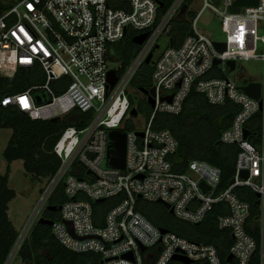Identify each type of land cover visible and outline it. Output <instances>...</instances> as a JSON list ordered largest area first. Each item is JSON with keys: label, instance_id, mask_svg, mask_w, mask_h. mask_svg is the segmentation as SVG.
Segmentation results:
<instances>
[{"label": "built area", "instance_id": "1", "mask_svg": "<svg viewBox=\"0 0 264 264\" xmlns=\"http://www.w3.org/2000/svg\"><path fill=\"white\" fill-rule=\"evenodd\" d=\"M183 1L173 0L159 15L162 0H0V79L13 80L23 70L31 80L17 92L1 91L0 82V106L43 121L75 120L74 112L89 114L82 127L67 125L61 130L53 147L60 164L28 224L36 216L43 217L51 205L49 198L61 186L65 199L55 204L59 213L52 220V235L69 250L97 254L99 264H251L256 251L247 222L251 205L234 189L245 185L258 194L257 220H264V135L262 132L260 146L244 138V129L248 130L257 112L264 124V82L260 99L249 97L228 76L231 71L226 62L234 60L235 66L238 60L264 62V35L257 34L258 26L262 22L264 26V0L243 10L231 9L234 0H219L224 51H217L210 39L193 30L194 34L188 31L172 46V38L167 36L166 46L154 55L159 37L168 35ZM207 6L212 5L203 0L201 8ZM128 30L134 36H146L122 68L121 59L114 56V45ZM258 40L263 42L260 54ZM149 54L150 61L145 62ZM215 58L220 61L217 65H213ZM110 60L119 63L109 67ZM143 63L152 66L150 87L154 88L153 106L135 89L150 106L144 119L129 98L131 80ZM112 69L116 81L110 85L108 71ZM192 90L211 104L229 101L238 106L220 136V141L238 149L234 181L224 189L218 187L220 169L204 160H190L184 171L174 169L177 140L169 129L153 127L157 114L180 113ZM133 108L135 116L130 114ZM110 130L125 133L123 169L107 165ZM245 169L248 178L243 179L239 172ZM201 181L208 190H202ZM137 200H161L174 218L193 225L216 210L215 228L227 230L232 239L227 253L221 256L215 244L170 229L162 232L136 209ZM65 222H70L71 231ZM28 228L20 234L9 258L17 252ZM261 237L264 239L262 228ZM259 264H264L263 251Z\"/></svg>", "mask_w": 264, "mask_h": 264}, {"label": "trees", "instance_id": "2", "mask_svg": "<svg viewBox=\"0 0 264 264\" xmlns=\"http://www.w3.org/2000/svg\"><path fill=\"white\" fill-rule=\"evenodd\" d=\"M172 1L162 0L159 15L168 9ZM231 9L236 10L235 8ZM189 15L195 18L193 12ZM190 28L191 24L188 19L172 20L168 36L172 38L174 44H179ZM133 37L132 31L128 30L123 40L114 45V56L121 59L122 68L129 63L135 50ZM151 71V64L143 63L132 78L131 87L134 89L149 88L151 86ZM0 82L3 84L1 91L17 92L30 85L31 80L25 71L19 70L13 80L2 78ZM136 108L145 112L146 116L150 112V106L144 97L138 98ZM237 111L238 106L232 102L211 104L204 95L192 90L184 100L180 113L157 114L153 120V127L169 129L178 143L177 152L173 158L174 169L184 171L190 160H204L220 169L219 189L228 187L230 179L234 176V160L238 149L235 144H226L220 141V136L230 126ZM74 113L75 120L65 117L52 122L50 120H32L13 107L0 106V127L11 129V135L3 151L5 160L8 163L18 159L22 160L25 172L30 174L33 179L51 177L60 164V159L53 152V147L61 130L67 125L82 127L89 120L87 113ZM260 120L261 113L257 112L247 125L249 130L247 139L257 146L262 143ZM8 172L9 169L0 175V264L6 263L18 238V233L7 214L8 204L15 197L14 189L8 186ZM61 189L60 186L49 198L51 205L59 204L65 199ZM234 192L240 199L251 205V214L247 221L250 225L248 231L256 241V251L251 264H259L260 252H264V239L261 237V228L251 225L256 222L255 219L259 211L255 204L256 193L245 185L235 187ZM155 203L162 209V220L172 219V215L160 203ZM112 204L111 200L110 205ZM141 204L142 201L137 200L136 209L156 226L170 229L192 240L213 243L220 248L221 256H225L227 253V247L231 244L232 239L227 230L219 231L215 228L216 210L198 225L185 222L187 223L185 226H174L169 223V219L165 220V224L157 216H151ZM58 213V209L55 211L45 210L42 216L54 220ZM17 255L28 264H99L100 260L97 254L80 253L67 249L54 238L51 226L39 222L31 226L28 235L17 250Z\"/></svg>", "mask_w": 264, "mask_h": 264}, {"label": "rangeland", "instance_id": "3", "mask_svg": "<svg viewBox=\"0 0 264 264\" xmlns=\"http://www.w3.org/2000/svg\"><path fill=\"white\" fill-rule=\"evenodd\" d=\"M208 2L212 6H207L202 9L201 7L203 0H184L173 15L172 20L188 19L191 24V28H193V30H195L197 33L207 37L211 41H223L225 39V33L221 30V11L223 10L222 3L219 0H208ZM191 12L195 14V18H192V16L189 15ZM263 27L264 26L262 22L261 25L258 26L257 32L260 37L264 35ZM166 39L167 35L164 34L159 37L157 41L158 47L155 48L154 55L157 54V52H159L164 46H166ZM262 47L263 42L258 40L257 54H260L261 51H263ZM137 48L138 45L135 44V49ZM118 63V61L116 62L115 60H110L109 67H116ZM228 76L233 79L237 85H241L245 80L248 79L257 82H264V62L260 59L238 60L235 69L229 72ZM130 92L131 94L129 98L131 100V104L136 106L140 94L137 93L133 87L130 88ZM138 113L143 119L145 118V112L139 109ZM260 123L264 135V124L262 119L260 120ZM10 135V128L0 127V175L4 174L5 171L9 169L8 186L14 189L15 197L8 204L7 214L14 229L18 233V237L27 226L29 227L25 234L26 237L31 229V226L36 223L40 217L36 216V218L32 220L31 225L28 224L37 210L36 207L49 183L50 177L33 179L30 174L25 172L22 160H14L10 163L5 160L3 151ZM141 205L147 213H149L151 216H157L161 222L166 224L165 220H168L169 218L162 220V209L159 205H157L155 202H148L144 200H142ZM169 223L174 226H185V224H187L174 218L173 216L172 219H169ZM251 225H257L264 229V220L259 219ZM8 264L28 263L23 262L16 252L12 253Z\"/></svg>", "mask_w": 264, "mask_h": 264}, {"label": "water", "instance_id": "4", "mask_svg": "<svg viewBox=\"0 0 264 264\" xmlns=\"http://www.w3.org/2000/svg\"><path fill=\"white\" fill-rule=\"evenodd\" d=\"M257 3H258V0H234L232 2V7L241 8V10H243L244 7L256 6ZM188 34L189 35L194 34L193 29H190ZM145 36H146V33H141L139 35L134 36L132 41L136 44H140L144 40ZM212 45L219 52L224 51L226 48V45L223 41H212ZM170 46H172V39H170ZM150 56H151V54H149L147 56V58L145 59V62L150 61ZM219 62H220L219 59L215 58L213 60V65H217V64H219ZM226 65L229 66L230 71H233L235 69V61L234 60H228L226 62ZM108 81H109L110 85H113L116 81V75H115V71L113 69L108 71ZM239 88L245 94H247L249 97L254 98L256 100L260 99L261 88H262L261 82L244 81L241 85H239ZM139 91L147 98V102L149 103V105L153 106L154 105V100H153L154 88L153 87H150L148 89L139 88ZM170 97L171 96L165 97V99L170 100ZM260 104H261V101H260ZM136 113H137L136 109H134V108L131 109L130 114L132 116H135ZM57 120H58V118L51 119L52 122H55ZM136 134L141 135L140 132H136ZM248 135H249V131L247 129H244V138H247ZM108 138H109V145H108L107 156H106L107 157V165H109L111 167L123 169L124 168V162H125V133L120 131V130H110L108 132ZM239 176L243 179L248 178V170H246V169L241 170L239 172ZM233 181H234V179L231 178L229 181V184H232ZM199 186L204 191L208 190V188H209L203 181H201L199 183ZM256 196L258 197V194H256ZM137 197H140V195H138ZM100 201H101V199H100ZM158 203H160L170 214L172 213L171 209H169L168 204H166L165 202H163L161 200H159ZM255 204L256 205L259 204V199H257L255 201ZM56 209H58V207L56 205H48L47 206V210H49V211H55ZM36 222L48 224L49 226H51L53 223V221L51 219H47L44 217L38 218V220ZM65 223L67 224V226L69 227V229L71 231L70 222H65ZM160 230L162 232L166 231V229L164 227H161ZM18 238H17V240H18ZM17 240L15 242V245L17 244ZM230 259H231V255H228L226 260L230 261ZM184 262L188 263V260H184Z\"/></svg>", "mask_w": 264, "mask_h": 264}, {"label": "crops", "instance_id": "5", "mask_svg": "<svg viewBox=\"0 0 264 264\" xmlns=\"http://www.w3.org/2000/svg\"><path fill=\"white\" fill-rule=\"evenodd\" d=\"M167 36H168V35H167ZM168 37H169V36H168ZM168 37H167V39H168ZM167 39H166V42H167ZM235 67H236V66H235ZM245 81H254V80H249V79H248V80H245ZM255 220L258 221V220H257V217H256ZM249 226H250V225L248 224V227H249Z\"/></svg>", "mask_w": 264, "mask_h": 264}, {"label": "flooded vegetation", "instance_id": "6", "mask_svg": "<svg viewBox=\"0 0 264 264\" xmlns=\"http://www.w3.org/2000/svg\"><path fill=\"white\" fill-rule=\"evenodd\" d=\"M139 96L142 97L143 95L140 94Z\"/></svg>", "mask_w": 264, "mask_h": 264}]
</instances>
